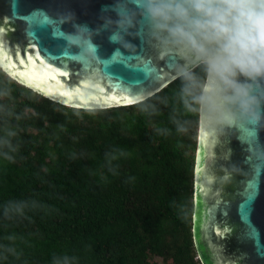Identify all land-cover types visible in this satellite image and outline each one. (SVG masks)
<instances>
[{
    "label": "trees",
    "instance_id": "obj_1",
    "mask_svg": "<svg viewBox=\"0 0 264 264\" xmlns=\"http://www.w3.org/2000/svg\"><path fill=\"white\" fill-rule=\"evenodd\" d=\"M179 83L143 105L80 110L0 68V264H201L198 120L179 140L164 127Z\"/></svg>",
    "mask_w": 264,
    "mask_h": 264
},
{
    "label": "water",
    "instance_id": "obj_2",
    "mask_svg": "<svg viewBox=\"0 0 264 264\" xmlns=\"http://www.w3.org/2000/svg\"><path fill=\"white\" fill-rule=\"evenodd\" d=\"M116 0H0V68L19 85L59 105L80 110H107L136 105L169 83L158 80L166 60L146 39L128 37L134 54L101 31L94 38L98 62L75 61L62 33L71 24L60 18L71 13L78 24L100 27L102 17L115 13ZM34 59L24 82L15 79L5 57ZM60 73H64L63 76ZM132 100L128 103L123 99ZM193 178L192 235L201 264H264V163L253 153L264 151V128L240 125L222 130L198 120Z\"/></svg>",
    "mask_w": 264,
    "mask_h": 264
},
{
    "label": "clouds",
    "instance_id": "obj_3",
    "mask_svg": "<svg viewBox=\"0 0 264 264\" xmlns=\"http://www.w3.org/2000/svg\"><path fill=\"white\" fill-rule=\"evenodd\" d=\"M115 13L102 17L97 29L75 22L73 14L60 18L72 32L62 33L75 61L98 62L94 38L101 31L109 40L134 54L127 38L139 37L166 60L158 80L179 81L166 97L171 112L165 128L179 140L190 132L193 116L206 128L222 130L240 125L264 128V0H116ZM147 95L135 98L143 105ZM157 115L155 106L142 107ZM157 134L161 131L155 129ZM264 163V151L253 153Z\"/></svg>",
    "mask_w": 264,
    "mask_h": 264
},
{
    "label": "snow or ice",
    "instance_id": "obj_4",
    "mask_svg": "<svg viewBox=\"0 0 264 264\" xmlns=\"http://www.w3.org/2000/svg\"><path fill=\"white\" fill-rule=\"evenodd\" d=\"M2 48L3 45L0 44V51H2ZM34 59H38V57L29 55L27 60L23 59L19 50H17L15 58L6 56L5 62L9 63V65L12 67V72L10 74H12L15 79L24 82L25 76L33 74L35 71H37L36 69H32V71L29 72L31 65L34 63ZM60 75L63 76L64 73H60ZM123 99L127 100L128 103H132V100H128L127 97H124Z\"/></svg>",
    "mask_w": 264,
    "mask_h": 264
},
{
    "label": "rangeland",
    "instance_id": "obj_5",
    "mask_svg": "<svg viewBox=\"0 0 264 264\" xmlns=\"http://www.w3.org/2000/svg\"><path fill=\"white\" fill-rule=\"evenodd\" d=\"M158 261H160V260H158Z\"/></svg>",
    "mask_w": 264,
    "mask_h": 264
}]
</instances>
